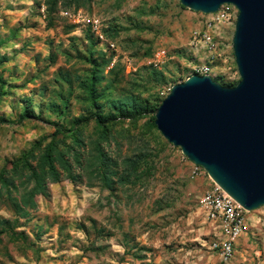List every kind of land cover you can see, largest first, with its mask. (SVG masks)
<instances>
[{
    "label": "rangeland",
    "instance_id": "rangeland-1",
    "mask_svg": "<svg viewBox=\"0 0 264 264\" xmlns=\"http://www.w3.org/2000/svg\"><path fill=\"white\" fill-rule=\"evenodd\" d=\"M207 17L179 0H90L77 9L60 6L48 26L44 0H0V170L10 171L23 152L48 142L54 129L43 120L59 119L47 107L59 103L52 91L61 74L68 72L74 87L68 115L84 113L75 75L88 68L79 57L90 44L93 57L101 52L109 60L104 75L111 98L133 96L150 111L201 64L216 83L236 85L233 26L217 62L193 55L188 46L191 31ZM25 98H32L28 113L42 120L18 121ZM151 115L116 125L118 144L108 146L113 156L146 154L150 177L112 190L89 184L81 172L47 178L34 196L36 208L14 228L23 238L11 242L0 235V264H264V206L246 213L252 228L237 241L233 258L221 262L209 249L212 230L198 202L209 177L151 127ZM14 218L11 203L0 198V219Z\"/></svg>",
    "mask_w": 264,
    "mask_h": 264
},
{
    "label": "water",
    "instance_id": "water-1",
    "mask_svg": "<svg viewBox=\"0 0 264 264\" xmlns=\"http://www.w3.org/2000/svg\"><path fill=\"white\" fill-rule=\"evenodd\" d=\"M212 14L238 10L231 39L239 81L222 86L191 75L171 86L154 111L161 136L245 211L264 206V0H179Z\"/></svg>",
    "mask_w": 264,
    "mask_h": 264
},
{
    "label": "trees",
    "instance_id": "trees-1",
    "mask_svg": "<svg viewBox=\"0 0 264 264\" xmlns=\"http://www.w3.org/2000/svg\"><path fill=\"white\" fill-rule=\"evenodd\" d=\"M89 1L44 0L48 26L52 25V17L60 6L77 9ZM149 53L150 50L145 52L146 55ZM93 54L94 48L90 44L88 54L79 57L88 68L81 75H75L76 88L79 89L76 102L82 105L84 113L68 115V100L74 87L69 73L65 72L64 76L61 74L60 79H56V89L52 91L59 103L51 102L47 107L59 119L43 120L54 129L48 142L42 148L41 143L37 142L34 148L23 152L11 162L10 171L0 170V198L10 202L15 213L13 220L0 219V235L7 234L11 242L23 238V234L16 233L14 228L17 227L18 219L26 218L36 208L34 196L43 188L47 178L58 179L63 176L72 179L75 173L81 172L89 184H100L101 189L112 190L115 185L135 186L152 175L153 167L146 154L113 156L108 146L110 142L118 144L117 132L113 129L127 120L135 124L152 114L150 125L156 128L154 111L162 100L150 111L148 105L136 102L133 96L122 100L111 98L109 91L112 85L108 84L104 75L109 60L101 52L97 57H93ZM104 80L106 85L101 87ZM3 86L5 82L0 80V89ZM23 102L25 106L18 117L19 122L30 118L42 120L40 115L28 113L32 98H25Z\"/></svg>",
    "mask_w": 264,
    "mask_h": 264
},
{
    "label": "built area",
    "instance_id": "built-area-1",
    "mask_svg": "<svg viewBox=\"0 0 264 264\" xmlns=\"http://www.w3.org/2000/svg\"><path fill=\"white\" fill-rule=\"evenodd\" d=\"M238 10L232 4H222L219 9L208 14L202 27L191 31L188 46L193 55H202L205 61L214 63L224 55L225 31L235 24ZM93 31L100 41L102 35L97 30V21H91ZM111 48L113 45H110ZM163 55L157 52L156 57ZM209 68L199 65L195 73L208 75ZM204 213L205 221L210 225L212 237L208 243L209 249L223 263H228L234 255L237 241L247 233L254 221L250 220L245 211L231 196L209 178V185L198 199Z\"/></svg>",
    "mask_w": 264,
    "mask_h": 264
}]
</instances>
